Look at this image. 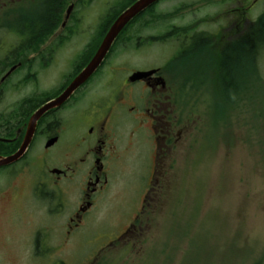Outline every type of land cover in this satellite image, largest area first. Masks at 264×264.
Returning <instances> with one entry per match:
<instances>
[{
    "label": "rangeland",
    "instance_id": "obj_1",
    "mask_svg": "<svg viewBox=\"0 0 264 264\" xmlns=\"http://www.w3.org/2000/svg\"><path fill=\"white\" fill-rule=\"evenodd\" d=\"M119 1H80L72 11L85 32L78 40L92 42L100 30L104 36L102 20ZM244 1L249 6L247 21L236 28L235 20L240 18L228 9L239 3L243 7ZM156 12L166 21H214V26L222 27L218 29L221 37L232 40L264 13V0H167ZM4 36L7 40L16 37L0 32V37ZM171 43L163 46L166 53H174ZM153 49L155 46L128 50L121 58L131 59L135 52L146 53L141 59L149 58ZM4 52L0 62H5ZM178 66L186 85L180 100L189 119L184 124L188 135L173 155L170 169L161 172L164 175L157 200L145 205L147 211L129 240L133 249L126 253L121 251L122 242L110 249L107 244L113 237L111 241H116L139 214L151 165L147 137L139 139L135 150L130 146L126 149L124 143L122 159L120 156L113 163L108 190L87 221L85 218L83 228L71 235L64 231L71 210L67 217L51 219L41 211L38 214L37 208H32L33 218L19 210L26 198L22 187L27 181L18 180L21 193L9 195L16 206L0 210V264H264V86H249L239 90L242 93L238 97H226L216 74L217 62L211 74V60L203 57L183 58ZM248 70L242 65L237 72L246 76ZM260 71L264 77V54ZM186 80L205 86L201 91H190ZM242 83L243 78L239 86L244 87ZM16 97L17 93L9 91L0 95V120L3 113L13 112L20 96ZM17 120H6L7 137L15 135ZM146 216L150 221L144 227L142 218ZM38 227L50 228L54 248L34 257L27 248L32 229Z\"/></svg>",
    "mask_w": 264,
    "mask_h": 264
},
{
    "label": "flooded vegetation",
    "instance_id": "obj_2",
    "mask_svg": "<svg viewBox=\"0 0 264 264\" xmlns=\"http://www.w3.org/2000/svg\"><path fill=\"white\" fill-rule=\"evenodd\" d=\"M46 1L0 0V32L16 35L8 40L0 37V53L5 50V62H0V95L7 91L17 93L20 97H16V103L25 109L16 111V117L8 115L18 120L15 135L5 139H15L17 148L33 112L56 98L87 65V58H92L83 52L84 39L78 40L85 32L76 14L72 12L64 21L63 14L71 0H63L64 13L59 6L53 22L44 19L48 12ZM30 3L32 5L28 6ZM232 13L241 19L246 9L239 3ZM213 22L175 21L167 26L166 21L137 20L124 29L96 73L61 107L49 111L38 121L24 156L13 165L0 168V210L16 206L9 195L21 193L17 182L24 179L27 184L22 189H26V198L18 206L19 210L33 218L30 213H33L32 208H37L38 214L41 211L49 219L67 217L71 210L64 228L65 234L71 235L83 227L85 218L87 221L89 213L108 190L113 163L120 156L122 159L124 143L126 149L130 146L135 150L134 145L141 137H147L151 145L149 178L141 204L155 202L162 187L164 174L161 172L170 169L173 155L181 149L188 135L184 124L189 119L180 100L186 85H183L184 74L178 62L191 56L207 58L211 60L210 74L217 62L216 73L220 75L221 52L235 39L219 36L220 28L216 31ZM236 23L238 28L244 21ZM170 41L174 53H166L163 48ZM151 46L155 49L149 58L141 59L146 54L143 52H135L137 55L131 59L121 58L128 50L141 51ZM12 59L15 63L6 69ZM12 67L15 69L7 75ZM12 75L15 80L10 81ZM204 86L187 87L190 91H201ZM221 86L224 90L225 86ZM40 93L45 95L40 97ZM7 118L3 113L0 139L7 131ZM140 216L142 212L137 217ZM137 217L135 219H139ZM133 224L119 236L121 249L128 251L134 247L129 242L135 230ZM52 238L50 228L32 229L27 251L34 257H39L37 253L51 252ZM115 246L114 243L107 245L108 248Z\"/></svg>",
    "mask_w": 264,
    "mask_h": 264
},
{
    "label": "trees",
    "instance_id": "obj_3",
    "mask_svg": "<svg viewBox=\"0 0 264 264\" xmlns=\"http://www.w3.org/2000/svg\"><path fill=\"white\" fill-rule=\"evenodd\" d=\"M135 0H120L116 6L111 8L112 10L104 17L102 20V28L103 34L107 31L111 23L117 17V15L127 6L130 5L131 2ZM59 6L63 9V13L65 8H63V0H47L46 8L48 12L44 14V19L50 22H53L56 18V12L59 9ZM61 10V9H60ZM55 16V18H54ZM101 30L95 34L93 41L94 43H89L84 51L87 55L91 56V53L95 51L97 45H99L100 40L103 35ZM97 40V41H96ZM264 54V13L261 14L254 23L249 25L239 36H237L231 43H229L222 52V60H221V72L219 75V84L224 85V96L229 97L234 95L233 97H238L242 92L239 89L247 88L249 86L261 85L264 86V78L258 77L255 81L252 79L251 75L242 76L237 71L245 63L254 62L256 57H262ZM15 63V60L7 62L6 66L10 67ZM248 67V66H247ZM243 78V85L239 86L240 80ZM189 80H186L185 83H188ZM253 89V88H251ZM249 89V90H251ZM248 90V89H246ZM227 91V92H226ZM236 94V95H235ZM9 117V116H8ZM10 118V117H9ZM7 148H12L9 146H3ZM11 152V151H10Z\"/></svg>",
    "mask_w": 264,
    "mask_h": 264
},
{
    "label": "water",
    "instance_id": "obj_4",
    "mask_svg": "<svg viewBox=\"0 0 264 264\" xmlns=\"http://www.w3.org/2000/svg\"><path fill=\"white\" fill-rule=\"evenodd\" d=\"M160 0H137L134 4L125 9L113 22L107 31L101 45L99 46L97 52L92 58L91 62L87 67L75 78V80L70 84V86L64 91L58 98L53 101L48 102L41 108H39L29 119L27 124V129L25 137L21 144L20 149L12 156L1 157L0 156V167L11 165L17 162L26 152V149L33 137L36 124L40 118L52 109L59 108L69 97L74 93L78 87L84 84L96 71V69L101 65L105 56L107 55L111 45L119 35V33L124 29V27L130 23L135 17L140 13L145 11L148 7L157 3ZM72 11V6L67 9L66 19H68Z\"/></svg>",
    "mask_w": 264,
    "mask_h": 264
},
{
    "label": "bare ground",
    "instance_id": "obj_5",
    "mask_svg": "<svg viewBox=\"0 0 264 264\" xmlns=\"http://www.w3.org/2000/svg\"><path fill=\"white\" fill-rule=\"evenodd\" d=\"M137 0H135V1H133V2H131L130 3V5L131 4H134L135 2H136ZM129 5V6H130ZM129 6H127L126 8H124L119 14H121L125 9H127ZM179 12H181V10H179ZM147 13H151V15H145V14H147ZM118 14V15H119ZM117 15V16H118ZM145 15V16H144ZM160 18V19H159ZM137 19L138 20H140V21H144V22H147V23H155V21H166L165 20V18H164V16L162 17L161 15H159V14H157V12H156V10H155V8H154V6L152 5V6H150V7H148L145 11H143L142 13H140L138 16H137ZM176 20H172V21H166V22H175ZM177 22H182V21H177ZM170 24V23H169ZM169 24H167V26H169ZM132 24H127L125 27H124V29L126 30L127 28H129L130 26H131ZM173 25H176V24H173ZM137 26V25H136ZM169 32H171L172 33V31L171 30H169ZM168 37H170V36H168ZM117 40V38L115 39V41ZM169 40H173V39H169ZM93 41V40H92ZM97 41V40H96ZM115 41L113 42V44L115 43ZM92 43H94V46H95V44H96V42L95 41H93ZM113 44L111 45V47H110V49H109V51H108V53L110 52V50H111V48H112V46H113ZM108 53H107V55H108ZM198 59H201L200 57H198ZM91 58H87V61H86V63H87V65L91 62ZM260 60H261V57H256L255 59H254V62H251V63H245V65L246 66H248L249 68H250V70H248V73H249V75H251L253 78V80L255 81V79L257 80V78L258 77H263L262 76V73H261V71H260ZM86 65V66H87ZM9 67H7L6 66V69H8ZM100 67H98L97 69H96V71L99 69ZM264 78V77H263ZM66 89H67V87L59 94V95H61L64 91H66ZM227 92V91H226ZM69 99H70V97H69ZM51 101V100H50ZM49 101V102H50ZM20 106L21 105H19L18 103L15 105V107L13 108V110L14 111H21V108H20ZM22 109H24V108H22ZM28 109H30V108H28ZM24 111H25V109H24ZM23 113V112H22ZM18 114V113H17ZM18 116V115H17ZM44 116V115H43ZM15 117H16V115H15ZM17 146H18V143H15L14 145H13V147L11 148V153H9V152H7L5 149H3L2 147H0V156L1 157H9V156H12V155H14L19 149H20V147H21V145L17 148Z\"/></svg>",
    "mask_w": 264,
    "mask_h": 264
}]
</instances>
